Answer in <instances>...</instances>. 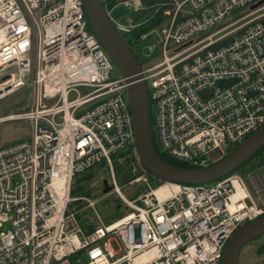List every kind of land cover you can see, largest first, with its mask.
<instances>
[{"label": "built area", "instance_id": "1", "mask_svg": "<svg viewBox=\"0 0 264 264\" xmlns=\"http://www.w3.org/2000/svg\"><path fill=\"white\" fill-rule=\"evenodd\" d=\"M100 2L138 61L160 154L203 168L264 128V0ZM119 6L130 17L115 19ZM115 68L83 0H0V101L32 89L27 111L0 117L31 125L30 138L0 146V264H223L234 233L264 214L241 176L187 185L139 168L129 84ZM123 152L128 186L143 187L129 197L112 164ZM98 164L127 213L109 224L95 213L93 225L78 212L95 201L72 189Z\"/></svg>", "mask_w": 264, "mask_h": 264}, {"label": "water", "instance_id": "2", "mask_svg": "<svg viewBox=\"0 0 264 264\" xmlns=\"http://www.w3.org/2000/svg\"><path fill=\"white\" fill-rule=\"evenodd\" d=\"M83 9L91 32L129 84L127 93L136 153L140 164L154 177L173 183L207 185L235 173L264 148L263 128L228 152L222 159L203 168H182L163 160L154 148L146 86L141 80L135 55L107 19L100 0H83ZM262 235H264V214L234 233L225 246L223 264H241L240 254L243 248Z\"/></svg>", "mask_w": 264, "mask_h": 264}, {"label": "rangeland", "instance_id": "3", "mask_svg": "<svg viewBox=\"0 0 264 264\" xmlns=\"http://www.w3.org/2000/svg\"><path fill=\"white\" fill-rule=\"evenodd\" d=\"M131 14L132 10L130 8L119 6L113 12V17L115 19H125L130 17ZM235 16L236 15H234L233 17ZM32 58H34V52L32 54ZM118 75L119 72L115 68L111 77L112 79H115ZM78 92L79 94L84 95L88 92V90L85 88H79ZM31 98L32 89L25 88L1 100L0 117L27 111L31 107ZM152 112V109H150L151 117L153 114ZM30 135L31 125L28 121L22 122V120H17L0 123V146H6L18 141L27 140L28 138H30ZM231 149L232 148H230V150ZM128 157L129 154L125 152L112 157V164L117 184L121 187L122 193L127 197L133 194L131 192L132 189H135V191L138 192L143 188L142 184L136 185L134 187L128 186V182L132 180L131 160ZM138 163L139 168L143 169V166L140 165V162ZM233 174L241 176L243 180L245 176H249L248 179H255V182L260 181L261 184H264V152L261 155V158L253 160L246 167H244V169L239 170ZM74 180H77L79 182V187L77 188L74 195L79 197L86 196L95 201L94 210L85 209L79 211L85 204H73L74 210L79 211L78 218L80 219V221H82L84 218H88L90 219L91 224H98L97 219L95 218L96 213L98 216H100L104 224H109L110 222L121 218L127 213V210L118 199V196L110 192L112 190V180L110 171L106 164H98L91 168L89 171L76 176ZM74 186L75 181L73 187ZM260 192L263 196L262 203L256 202L254 199L253 200L258 204L264 205V191H261L260 189ZM263 243L264 237L246 245L240 254L241 264H258L259 258L261 257L258 251L260 245ZM111 247L114 251L118 250L116 242H111Z\"/></svg>", "mask_w": 264, "mask_h": 264}, {"label": "trees", "instance_id": "4", "mask_svg": "<svg viewBox=\"0 0 264 264\" xmlns=\"http://www.w3.org/2000/svg\"><path fill=\"white\" fill-rule=\"evenodd\" d=\"M145 3H147L148 5H158V4H160V3H162L163 1H166V0H143ZM152 3H155V4H152ZM153 23L154 24H157L158 23V20L157 21H153ZM153 139V138H152ZM154 144V143H153ZM155 148V150H156V152L159 154V156L163 159V160H165L166 162H168V163H170V164H172V165H175V166H178V167H182V168H191V167H188V166H185V165H182V164H179V163H175V162H173V161H171L170 159H168V158H166V157H164L162 154H160L158 151H157V149H156V147H154ZM263 152H264V148L262 149V150H260L256 155H254L248 162H246L239 170H242V169H244V167H246L249 163H251L253 160H257V159H259V158H261V155L263 154ZM143 168H144V166H143ZM145 169V168H144ZM239 170H237V171H239ZM145 171L150 175V176H152V177H154L153 176V174L152 173H150L149 171H147L146 169H145ZM236 171V172H237ZM156 178V177H155ZM157 179H159V178H157ZM79 185V182L77 181V180H75V186L73 187V189H72V195L73 196H75L74 194H75V192H76V190H77V188L79 187L78 186ZM262 237H264V235H262L261 237H259V238H257V239H255L254 241H252V242H255L256 240H258V239H260V238H262ZM259 255H262L263 253H264V243L263 244H261L260 245V248H259Z\"/></svg>", "mask_w": 264, "mask_h": 264}, {"label": "crops", "instance_id": "5", "mask_svg": "<svg viewBox=\"0 0 264 264\" xmlns=\"http://www.w3.org/2000/svg\"><path fill=\"white\" fill-rule=\"evenodd\" d=\"M248 177L249 176H245L244 182H245V184L247 186V189H248L249 193L251 194L252 198L256 202L262 203L263 196H262V194L260 192V189H261V191L262 190L264 191V184H261L260 181H256L255 182V179H253V180L252 179H248ZM256 179H258V178H256Z\"/></svg>", "mask_w": 264, "mask_h": 264}, {"label": "flooded vegetation", "instance_id": "6", "mask_svg": "<svg viewBox=\"0 0 264 264\" xmlns=\"http://www.w3.org/2000/svg\"><path fill=\"white\" fill-rule=\"evenodd\" d=\"M142 2H143V4H144V6H147V7H150V5H148L147 3H145L143 0H142ZM152 4H155V3H152ZM152 6V5H151ZM146 12H143V13H141V15H143V14H145Z\"/></svg>", "mask_w": 264, "mask_h": 264}]
</instances>
